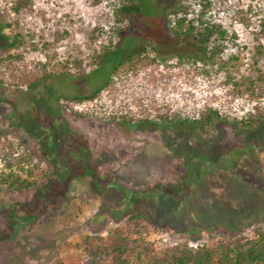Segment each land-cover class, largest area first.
I'll list each match as a JSON object with an SVG mask.
<instances>
[{
    "label": "rangeland",
    "instance_id": "obj_1",
    "mask_svg": "<svg viewBox=\"0 0 264 264\" xmlns=\"http://www.w3.org/2000/svg\"><path fill=\"white\" fill-rule=\"evenodd\" d=\"M210 1L211 19L237 34L229 46L239 54L237 76L264 72V56L255 51L264 46V0ZM119 2L0 0V56L12 55L0 62V132L41 160L30 189L0 187L1 223L31 209L0 237V264H73L83 255V236L105 238L109 227H126L130 214L141 216L157 251L251 236L254 225H264V123L243 127L233 120L253 105L264 112V96L231 100L223 71L205 75L199 62L176 64L178 55L196 57L198 48L193 37L171 29L164 9L173 0H136L139 11L121 24L119 36L109 40L103 32L89 41L94 26H113L111 9ZM62 30L67 34L55 41ZM4 35H16L18 45L7 51ZM150 40L163 57L158 67L103 86L116 60ZM44 41L54 43L45 52ZM101 44L109 47L101 56L105 66H85L81 79L52 67L51 77L31 85L24 80L45 53L85 63ZM100 85L92 100L66 101ZM206 105L229 122L200 130L192 120ZM157 109L169 119L158 120ZM146 119L152 123L142 125Z\"/></svg>",
    "mask_w": 264,
    "mask_h": 264
},
{
    "label": "trees",
    "instance_id": "obj_2",
    "mask_svg": "<svg viewBox=\"0 0 264 264\" xmlns=\"http://www.w3.org/2000/svg\"><path fill=\"white\" fill-rule=\"evenodd\" d=\"M210 4V0H173L164 9L173 32L179 36L193 37L194 44L198 48L196 57L191 54L178 55L176 64L199 62L205 75H209L210 70H213V73L223 71V83L229 86L231 100L237 98L248 101L259 100L264 96V72L256 68L257 72L254 74L237 76L234 70L237 72L239 54L229 50V46L234 45L237 34L233 30L229 31L222 23L211 19L208 15ZM111 11L113 26L106 31L99 25L94 26L88 33L89 41H95L96 37L103 32H107L109 40L113 34L119 36V32L125 28L121 24L125 20H132L133 15L139 11V5L136 0H120ZM260 26L264 35V19L261 20ZM66 34V30L56 32L54 40L57 41ZM4 42L7 51L19 43L16 35L11 37L4 35ZM53 44V42L44 41L41 49L45 52ZM108 50L109 47L105 44L95 47L89 53L88 61L85 63V58L66 56L58 59L57 53L53 51L50 54L45 53L44 59L37 60L33 66L32 77L25 74L24 80L26 79L27 85H31L51 77L55 74V71L50 69L52 67H57V73L60 75L68 74L74 79H81L87 74L85 66L95 64L99 69L105 66L101 56ZM255 51L257 56H264V46L258 45ZM11 57L9 53L0 56V62ZM162 59L154 42L146 41L141 49L126 53L104 72L103 86L113 82L116 76L137 72L142 68L158 67ZM167 63L164 62V65L168 66ZM97 71L98 69L93 72ZM101 86H97L90 94L69 97L66 101L72 105L74 102L92 100L99 94ZM65 106L69 110L72 109L68 104ZM153 114L158 120L169 119L167 113L161 109H157ZM174 114L177 113L174 112ZM233 120L243 127L260 126L264 123V112L258 105H253L252 110L245 111L240 118ZM192 121L199 126L200 130H204L215 121L229 122L225 114L223 115L217 107L210 105L198 111L197 117ZM142 123V125H148L152 123V119L142 120ZM20 147V144L10 142L6 139V134L0 132V187L23 191L37 184V180L33 177V170L37 169L41 160L36 158L32 151ZM42 208L33 212L35 217L39 215ZM30 211L31 209H26L21 217L11 216L8 223L0 222V237L7 238L13 230L14 222L18 219H26ZM140 218L138 214H130L126 227H109L105 238L99 235L83 236V255L73 264H264V225H254L251 236L239 234L232 238L218 237L212 243H201L195 246L187 242L175 243L157 251L146 239V224Z\"/></svg>",
    "mask_w": 264,
    "mask_h": 264
}]
</instances>
